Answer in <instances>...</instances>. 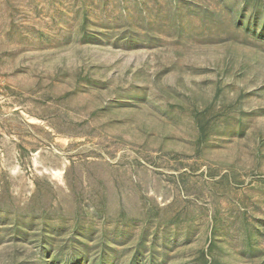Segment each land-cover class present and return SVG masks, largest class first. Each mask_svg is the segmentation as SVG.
<instances>
[{"label": "rangeland", "instance_id": "1", "mask_svg": "<svg viewBox=\"0 0 264 264\" xmlns=\"http://www.w3.org/2000/svg\"><path fill=\"white\" fill-rule=\"evenodd\" d=\"M0 264H264V0H0Z\"/></svg>", "mask_w": 264, "mask_h": 264}, {"label": "trees", "instance_id": "2", "mask_svg": "<svg viewBox=\"0 0 264 264\" xmlns=\"http://www.w3.org/2000/svg\"><path fill=\"white\" fill-rule=\"evenodd\" d=\"M258 20V19H257Z\"/></svg>", "mask_w": 264, "mask_h": 264}]
</instances>
